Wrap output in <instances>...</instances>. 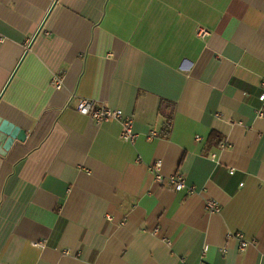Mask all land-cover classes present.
Segmentation results:
<instances>
[{
    "label": "crops",
    "instance_id": "1",
    "mask_svg": "<svg viewBox=\"0 0 264 264\" xmlns=\"http://www.w3.org/2000/svg\"><path fill=\"white\" fill-rule=\"evenodd\" d=\"M263 81L264 0H0V264H264Z\"/></svg>",
    "mask_w": 264,
    "mask_h": 264
},
{
    "label": "built area",
    "instance_id": "2",
    "mask_svg": "<svg viewBox=\"0 0 264 264\" xmlns=\"http://www.w3.org/2000/svg\"><path fill=\"white\" fill-rule=\"evenodd\" d=\"M208 35V31L204 28L198 29V36L206 37ZM53 83L56 89L60 90L63 88V80L55 76L53 79ZM263 89L262 93L259 96V101L262 104V107L258 111V115L260 118H264V81L262 83ZM77 110L80 114L91 118L97 124L110 123L113 121H117L122 126L121 131V139L125 143L135 144L137 139V133L134 130V119L132 117H127L121 110L111 109L103 104H98L91 99L80 98L77 104ZM159 136V133L156 131H151L148 135V139L152 140L155 137ZM197 141H201L200 137H197ZM227 146L226 143L221 144V148H225ZM215 155H213V158ZM162 166L163 162L161 160H157L153 164L150 165L149 170L154 174L156 181L163 183L165 180L164 175L162 174ZM234 173V171H231ZM169 185L177 191L183 190L187 188V180L184 175L177 174L175 176L169 177L168 179ZM243 185V184H241ZM190 192L193 193L194 189L191 188ZM221 210L220 205L213 200H208L206 202V211L211 214H218ZM230 237H234L239 241V249L240 251H245L251 243L244 239L242 233L232 234L229 233ZM37 246H42L41 244H37Z\"/></svg>",
    "mask_w": 264,
    "mask_h": 264
},
{
    "label": "water",
    "instance_id": "3",
    "mask_svg": "<svg viewBox=\"0 0 264 264\" xmlns=\"http://www.w3.org/2000/svg\"><path fill=\"white\" fill-rule=\"evenodd\" d=\"M26 138L25 130L7 120L0 119V144H3L4 152L8 151L15 141L24 142Z\"/></svg>",
    "mask_w": 264,
    "mask_h": 264
},
{
    "label": "trees",
    "instance_id": "4",
    "mask_svg": "<svg viewBox=\"0 0 264 264\" xmlns=\"http://www.w3.org/2000/svg\"><path fill=\"white\" fill-rule=\"evenodd\" d=\"M171 128H172V119L169 118L165 125L164 134H162V136L168 135L171 132ZM209 141H210V145L216 144L217 146H219L223 143V141H221L220 139V136L215 132L212 133Z\"/></svg>",
    "mask_w": 264,
    "mask_h": 264
}]
</instances>
